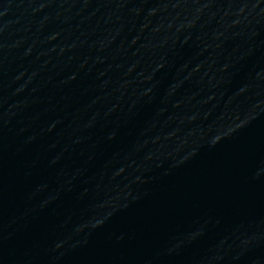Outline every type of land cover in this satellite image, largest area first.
<instances>
[{
    "label": "water",
    "instance_id": "water-1",
    "mask_svg": "<svg viewBox=\"0 0 264 264\" xmlns=\"http://www.w3.org/2000/svg\"><path fill=\"white\" fill-rule=\"evenodd\" d=\"M0 264H264V0H0Z\"/></svg>",
    "mask_w": 264,
    "mask_h": 264
}]
</instances>
